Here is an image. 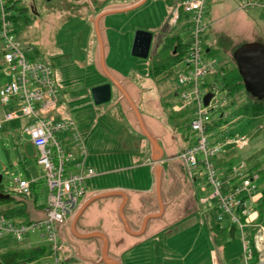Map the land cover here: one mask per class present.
Masks as SVG:
<instances>
[{
  "label": "rangeland",
  "instance_id": "rangeland-1",
  "mask_svg": "<svg viewBox=\"0 0 264 264\" xmlns=\"http://www.w3.org/2000/svg\"><path fill=\"white\" fill-rule=\"evenodd\" d=\"M137 1L18 0L17 3L18 7H27L33 18L28 24H14V38L28 59L49 58L53 63V78L58 94L55 113L62 120L72 121L83 139L85 164L91 166L95 175L88 181L90 185L97 180L98 171L116 170L125 166L130 151L142 150L139 149L138 140L142 138L135 119L126 103L119 101L116 90L113 88L110 100L101 105H94L91 97V89L104 80L95 61L97 44L92 17L110 7H128ZM176 1L147 0L136 9L105 16L100 22L106 67L135 102L146 125L158 136L165 157H173L169 160L173 175L166 177L165 190L171 188V193L180 190L174 205L168 209V217L161 224L160 232L155 234V238L147 239L137 253L136 264H251L254 254L249 250V224L259 223L262 214L264 217V115L236 118L222 124V131L233 126L232 135L245 137L247 145L238 148L233 143H223L221 151L213 159L215 169L229 177L233 174V168L243 164L239 171L241 174L250 173V176L257 175L258 178L252 183L256 189L249 214L244 218L243 229L240 231L235 226L234 236L227 237L225 244L217 248L209 235L210 223H217L220 214L216 201L209 199L202 204L195 197L194 194L197 197L203 194L198 189L194 193L185 165L177 158L179 146L183 142L187 144L192 138L187 121L190 110L184 116L175 114L169 119L172 114L170 105L179 103L175 93L187 89L178 82V76L185 70L184 64L179 62L174 65L169 75L154 76L150 73L153 65L164 63L170 56L168 50L163 49L166 36L177 35L181 41L188 39L190 23L187 14H181L175 27L168 25ZM204 22L207 29L201 36L202 44L210 50L206 57L214 60L217 66L232 64L233 51L243 44L257 42L264 45V15L258 7L241 9L239 0H207ZM144 32L151 34L153 39L148 57H134L130 50L135 35ZM1 51L0 43V87L7 78ZM245 97V94H240L237 101L244 102ZM10 111L9 107L0 104V183L11 197L23 199L12 192L14 181L39 182L36 191V205L39 208H32L30 199L24 200L29 205L28 218H42L45 216L43 209L47 201V189L42 179L43 168L30 147H27V137L21 133L31 120L19 117L3 121V116ZM225 111L229 115L232 109L225 108ZM218 117L216 114L210 119L215 122ZM182 122L186 123L185 126H177ZM220 131H216V134ZM113 172L109 176L111 185L128 186L130 174H134V177L142 175V170L138 169ZM200 183L197 180V184ZM134 186L143 187L141 183ZM229 223L227 216L220 222L221 225ZM254 234L257 235V231ZM60 239L63 254L67 258L65 264H78L73 260L70 247L65 245L66 241L61 235ZM252 241L254 248L253 238ZM25 242L32 245L46 244L45 238L38 231L28 233ZM16 244L11 236L5 235L0 238V252ZM249 251L251 260L247 258ZM263 259L264 253L257 256L256 263ZM44 263L42 257L26 264Z\"/></svg>",
  "mask_w": 264,
  "mask_h": 264
},
{
  "label": "built area",
  "instance_id": "built-area-1",
  "mask_svg": "<svg viewBox=\"0 0 264 264\" xmlns=\"http://www.w3.org/2000/svg\"><path fill=\"white\" fill-rule=\"evenodd\" d=\"M207 0H180L168 19L169 27L173 28L180 20L181 14L188 15L190 23L188 39L180 43L186 44V52L181 61L185 70L178 76V82L187 87L186 90L175 95L179 103L172 106L175 113L189 109L191 118L189 129L192 138L185 148L180 151L178 158L184 163L188 178L204 181L210 190L207 198L200 202L205 204L214 199L220 210L217 221L227 216L230 223L240 231L244 227L241 218L249 214V206L253 198L255 187L252 183L257 175L244 177L239 171L243 164L232 169L233 174L222 177L213 164L214 157L221 151L223 143H233L238 148L247 145L243 136L221 135L224 125L209 128L218 121L227 119L225 107L228 100L221 96V90L215 84H209V79L219 72V66L209 57L208 50L202 44L201 36L207 29L204 22L205 5ZM7 0H0V43L2 44L1 58L5 67L6 81L0 87V104L11 109L3 116V121H12L19 117H28L31 122L24 126L22 134L35 150V157L43 168L42 179L47 189V201L44 205L42 218L19 222L0 214V238L11 236L24 247L32 246L25 242L28 233L39 232L45 238L48 254L44 255V264H65L63 245L60 239V228L65 225L75 207L86 194V181L93 175V171L85 168V150L83 139L74 123L62 120L55 113L58 105V94L54 82V65L49 58L43 60L28 59L20 49L19 43L13 35V26L7 8ZM258 7L264 15V0H240L241 9ZM169 55L176 52L169 51ZM209 100L204 105V97ZM218 114L213 122L212 115ZM1 125V123H0ZM221 130L219 134L216 131ZM67 136V137H66ZM75 155L81 158L72 164ZM68 166L77 170L72 172ZM237 181L233 183V181ZM12 192L23 199L31 198V185L36 180H15ZM254 227V248L257 256L264 253V217L258 222L249 224ZM258 229V230H257ZM250 250V249H249ZM248 260H251L250 251ZM255 264H264V259Z\"/></svg>",
  "mask_w": 264,
  "mask_h": 264
},
{
  "label": "crops",
  "instance_id": "crops-1",
  "mask_svg": "<svg viewBox=\"0 0 264 264\" xmlns=\"http://www.w3.org/2000/svg\"><path fill=\"white\" fill-rule=\"evenodd\" d=\"M178 1L180 0H177L175 4ZM118 8L124 7H110L109 9ZM165 39L166 37L164 38V42ZM95 61L98 65V57L96 55ZM113 77L115 78L114 75ZM116 80L121 84L118 79ZM124 90L126 91L125 88ZM116 92L119 101H124L119 92L117 90ZM129 98L131 99L130 96ZM131 101L137 109L135 102L132 99ZM173 105H170V107ZM130 112L132 113L131 109ZM132 115L138 127L139 136L142 138L138 140L139 149L142 150L130 151L128 153V164L125 166L116 170L98 171L96 174L98 175L97 180L94 181L93 185H90L88 181L95 176L93 172V175L86 181L85 196L75 207L65 225L60 228L59 233L66 241L65 245L70 247L73 260L78 262V264H136V259H138L137 253L142 249V245L147 239L155 238V234L160 232L161 224L164 223L165 217H168L169 207L174 205L173 203L180 193V190L171 193V188L167 191L165 190L166 177L173 175V172L170 170L171 167L169 166V160L173 157H165V150L159 145L158 136L146 125L141 114L139 113L143 125L147 133L154 139L155 145H152L147 137L141 133L136 118L133 113ZM186 145L183 142L179 146L178 154ZM28 146L35 155V150L30 143H27ZM21 148L22 145L20 146V150H22ZM22 153L24 154V152ZM80 160L81 158L75 155L72 164L78 163ZM83 165L85 168L91 169V166H86L85 159ZM135 169L142 170V175L134 177V174H130L128 186L111 185L109 183L111 180L109 176L115 173L113 171H129ZM69 170L75 172L77 169L71 167ZM220 174L222 177L224 176L222 173ZM197 180H200L201 183L197 184ZM189 182L194 193L198 189L203 194L202 197H197L194 194L198 200L201 201L208 197L210 190L206 187L205 191L201 190L202 185H205L202 179L197 177L194 182L190 180ZM137 183H141L143 187L135 188L134 185ZM208 191L209 193L206 195ZM29 199L32 202V208H39L36 205V201L34 202L32 198ZM25 202L27 204V201ZM28 208L29 205L27 204V210ZM221 221H217V223ZM212 224L214 225L216 223ZM210 225L209 235L211 241L215 247H222L226 240L225 235L222 232L213 233ZM64 258L66 261L67 258L65 256Z\"/></svg>",
  "mask_w": 264,
  "mask_h": 264
},
{
  "label": "trees",
  "instance_id": "trees-1",
  "mask_svg": "<svg viewBox=\"0 0 264 264\" xmlns=\"http://www.w3.org/2000/svg\"><path fill=\"white\" fill-rule=\"evenodd\" d=\"M240 1V0H239ZM261 1V0H258ZM8 10L11 12L10 19L13 24L18 22H22L23 24H28L31 22L33 17H30L29 9L27 7H18V0H7ZM181 40L177 35H169L166 36L163 49L169 51L176 52V55L169 56V58L162 64L153 65L150 69V73L154 76L156 75H169L172 72V68L174 65L181 61L182 57L186 52V44L180 43ZM210 52L209 49H205ZM233 61V60H232ZM209 84L218 85L219 89L224 92L225 98L228 100V104L225 108L232 109V112L228 115L227 119L223 121H218L214 123L209 129L214 130L215 127L220 126L233 121L234 119H247L250 117H258L264 115V100L258 101L253 99L248 95L243 88L241 78L237 72L235 63L233 61L232 64L227 63L219 66V72L214 75L211 80H209ZM240 94H245L244 102L239 103L237 97ZM189 109H185L181 112L174 113L169 115V119H172L176 114H180L179 116H184L186 113L188 114ZM191 112H189L188 123L190 122ZM186 123L182 122L177 124L181 128V126H185ZM221 131V135H232V131L234 127ZM189 128V125H188ZM36 155V153H35ZM34 155V156H35ZM218 172V171H217ZM219 173V172H218ZM250 173L244 175V177H250ZM237 181H233L236 183ZM39 182L31 185V198L35 202L38 198V194L36 191L39 189ZM0 193L9 195L8 191L2 186L0 183ZM0 214H3L9 218H15L19 222H28L30 219L28 218V210L27 204L24 199L13 198L9 195V197L5 199H0ZM261 215L260 219L262 218ZM244 222V218H241ZM211 231L213 233H223L225 237H233L236 228L233 224L229 223L227 226H222L220 223L212 224L211 223ZM254 229H250L248 243L249 249L253 251L254 258L251 261V264H255L257 260V254L254 252L252 236L254 234ZM218 242V239H217ZM225 244V243H223ZM48 254V246L44 245H32L30 247H24L20 244H16L13 248L6 249L0 252V264H26L28 262L36 261L42 258L44 255Z\"/></svg>",
  "mask_w": 264,
  "mask_h": 264
},
{
  "label": "water",
  "instance_id": "water-1",
  "mask_svg": "<svg viewBox=\"0 0 264 264\" xmlns=\"http://www.w3.org/2000/svg\"><path fill=\"white\" fill-rule=\"evenodd\" d=\"M49 2L51 0H45ZM146 0H139L131 6L106 9L98 13L93 20L94 35L97 43L98 65L101 73L111 81V87L116 88L121 98L127 103L136 121L139 125L141 133L155 145L154 139L147 133L143 121L137 111L134 103L129 98L123 86L108 71L103 52V41L100 31V20L114 13L131 11L141 6ZM152 42V35L149 33H137L131 46L130 53L134 57L147 58ZM232 60L235 63L237 72L241 78L244 91L253 99L258 101L264 100V45L254 42L247 43L236 48L232 53ZM91 97L94 105L107 103L111 98L110 84H101L91 89ZM209 95L204 97V105L209 100ZM9 197L7 194L0 193V199Z\"/></svg>",
  "mask_w": 264,
  "mask_h": 264
},
{
  "label": "flooded vegetation",
  "instance_id": "flooded-vegetation-1",
  "mask_svg": "<svg viewBox=\"0 0 264 264\" xmlns=\"http://www.w3.org/2000/svg\"><path fill=\"white\" fill-rule=\"evenodd\" d=\"M94 18L95 17H92V24H93V20H94ZM103 19V18H102ZM101 19V20H102ZM101 20H100V22H101ZM93 30H94V28H93ZM96 39V38H95ZM94 39V40H95ZM97 44V43H96ZM151 47V46H150ZM96 48V50H95V55H96V57H98V55H97V47H95ZM150 51V50H149ZM104 56H105V54H104ZM109 72H110V74H111V71L110 70H108ZM103 75V74H102ZM103 83L102 84H106V83H109L110 84V90H112L114 87H111V81L107 78V77H105L104 75H103ZM115 89V88H114Z\"/></svg>",
  "mask_w": 264,
  "mask_h": 264
}]
</instances>
